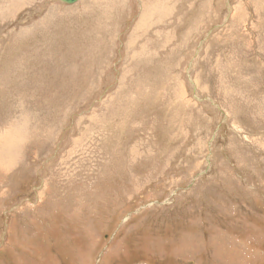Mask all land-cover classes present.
Masks as SVG:
<instances>
[{"label": "rangeland", "instance_id": "rangeland-1", "mask_svg": "<svg viewBox=\"0 0 264 264\" xmlns=\"http://www.w3.org/2000/svg\"><path fill=\"white\" fill-rule=\"evenodd\" d=\"M0 136V264H264V0H0Z\"/></svg>", "mask_w": 264, "mask_h": 264}, {"label": "bare ground", "instance_id": "bare-ground-1", "mask_svg": "<svg viewBox=\"0 0 264 264\" xmlns=\"http://www.w3.org/2000/svg\"><path fill=\"white\" fill-rule=\"evenodd\" d=\"M144 16V15H143ZM142 22V19H141ZM137 23V22H136ZM143 23V22H142ZM135 27V26H134ZM139 28V27H138ZM138 35V34H137ZM133 43V42H132ZM17 142V141H16ZM18 145V144H17ZM18 148V147H17ZM15 147L12 138L0 136V157H14ZM10 163L5 160H0V168L7 167Z\"/></svg>", "mask_w": 264, "mask_h": 264}, {"label": "water", "instance_id": "water-1", "mask_svg": "<svg viewBox=\"0 0 264 264\" xmlns=\"http://www.w3.org/2000/svg\"><path fill=\"white\" fill-rule=\"evenodd\" d=\"M61 1L65 2V3L73 4V3L77 2L78 0H61Z\"/></svg>", "mask_w": 264, "mask_h": 264}]
</instances>
